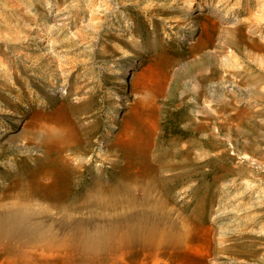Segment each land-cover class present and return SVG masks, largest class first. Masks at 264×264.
I'll use <instances>...</instances> for the list:
<instances>
[{
	"label": "rangeland",
	"instance_id": "374dc122",
	"mask_svg": "<svg viewBox=\"0 0 264 264\" xmlns=\"http://www.w3.org/2000/svg\"><path fill=\"white\" fill-rule=\"evenodd\" d=\"M27 182L65 192L66 205L128 187V210L68 221L52 205L29 240L5 227L9 246L264 264V0H0L1 203ZM173 222L186 233L180 255L148 258L150 226ZM132 224L143 239L123 236Z\"/></svg>",
	"mask_w": 264,
	"mask_h": 264
},
{
	"label": "bare ground",
	"instance_id": "6f19581e",
	"mask_svg": "<svg viewBox=\"0 0 264 264\" xmlns=\"http://www.w3.org/2000/svg\"><path fill=\"white\" fill-rule=\"evenodd\" d=\"M130 68L133 69L134 68V65L131 64ZM116 102H117V106H121L118 96H116ZM56 127H58V126H56ZM47 128H48V126H47ZM53 130H56L57 132H60L61 131V129H59V127L58 128H55L54 127ZM49 132H51V130H49ZM66 138H68V137H66ZM59 141H60V135H58V136L57 135H54V139L52 137H48L47 138V143L50 146L55 145ZM33 185H34V183L33 184H30L29 182H27L25 184L24 189H23V193L22 194L20 193L21 196L19 198V201L16 198L17 199V202L12 201L13 203L11 202L10 204H12V205H10V206H9V204L4 203V202L1 203V201H0V209H5V208H9L10 207V208H13L14 209L13 210L14 212L18 213L16 215L13 213L14 215H13L12 218L9 217V215H8V217H6L4 221H2V222L0 221V233H2V231L5 229V227H7V229L8 228H13V229H10L12 231L15 229V232L13 234L10 233V235H11L10 237H13V239L15 238V236L16 237H19L20 235H22L21 237H25L24 239H26V240H29L30 238H33V236L35 234H39V232L37 230L41 226H39V227L37 226V223H36L37 221L36 222H33V223H31V221L32 220L34 221V219L43 218V216L45 218L48 217L49 210L51 209L50 207L52 205L55 207V209L56 208H59L61 210L62 217L67 218L68 221H69V219H73V217H75V215L78 212L81 213V211L84 208H89V209H91V211L92 210L93 211H97L95 208H97V209H99V208L102 209L103 208V209L108 210L109 213L111 212L110 215L112 213H115V212H118L119 213V212L127 209V208L126 209H121V208H123V206H122L123 205V203H122L123 199L129 193L128 187L110 188L108 190L100 189L101 188L100 187L96 191L89 192L84 197L78 198V200H75L73 202V204L66 205L63 202V198H64V195H65V192L59 191V190H57V189H55L53 187H51V188H49V187H39L38 184H36V186L33 188ZM127 197H129V196H127ZM38 198L41 199L42 201L48 202L49 205L48 204H45L46 205L45 207L44 206L42 208L39 207V209L36 208V207H34L33 203ZM127 200H128V198H127ZM69 202H71V201H69ZM125 202L127 203V201H125ZM126 203L124 205H126ZM131 203H133V202H131ZM165 205H159L158 207H164V209H165L164 210V214H167L168 215V211H167L168 210L167 209L168 207H167V205L166 206ZM125 207H127V206H125ZM133 210L134 209L132 208V211ZM91 211H90V213H92ZM105 211H101V212H105ZM161 211H163V210H161ZM161 211H160V213L162 214L163 212H161ZM85 214H86V212H85ZM17 215H18V217H17ZM108 215L109 214H107V216ZM50 216L51 215H49V218H50ZM96 216H97V214H96ZM116 216H119V215H116ZM54 217L55 216H53V218ZM62 217H60V218H62ZM82 217H83V215H82ZM98 217H101L102 218L103 217V214H102V216L101 215L100 216L98 215ZM104 217H106V216H104ZM108 217L111 218V216H108ZM121 217H122V214H121ZM31 218H33V219H31ZM57 218L55 217L56 220H57ZM46 219H48V218H46ZM1 220H2V218H1ZM26 220H28V221H26ZM50 220H52V219H50ZM66 220H64L65 221L64 223L67 222ZM79 220L81 221V219H79ZM79 220L77 219L76 222L79 221ZM44 221H41L40 220V222H44ZM52 221H54V220H52ZM52 221L50 222V224L52 223ZM55 222H57V221H55ZM61 222H62V220H61ZM134 223H136V222H133V224ZM31 224H33V225H31ZM133 224L130 227H128V228L126 227L127 229L124 230V234H123L124 237H126V238H129L130 237L131 238L134 234L137 235V233L140 231V229H141L140 227L141 226L139 224H135V225H133ZM156 224H152L151 226L149 225L150 226L149 229L146 228V229H148V231H147L148 233L147 232L146 233L148 234L149 238L150 239H153V240H151L152 241V245H151L150 249H148L150 251V254H152V255L150 256V254L148 253L149 254L148 258L149 257H152V256L156 258V256H157L156 253H158V252H161V253L163 252L164 255L168 259H171L175 254L180 255V252H181L180 251V246H181V244L184 243L185 236H186V233L184 231H182V229H184V226H181L178 222H173L172 226H170V227L169 226H166V227H161L160 228L159 225H156ZM142 227H146V226L143 225ZM181 227H183V228L181 229ZM78 228H79V226H78ZM95 228L97 229V226H95ZM96 229H94V231ZM45 230H48V228L45 229ZM80 230L82 231L81 228H80ZM6 231L8 232V230H6ZM83 231H85V230H83ZM94 231L91 228L90 234L92 232H94ZM97 231H98V229H97ZM158 231L161 232V235H159L157 233ZM76 232H77V230H76ZM139 233H141V231ZM156 233L159 236H157ZM73 234H75V233L73 232ZM99 234H100V231H99ZM99 234H95V235H99ZM5 235H7V234H5ZM81 235L83 236V233ZM81 235H79V236H81ZM88 235H87V233L84 234L86 240H88L87 238L92 237V236H89L88 237ZM1 236H2V234H1ZM8 236H9V234H8ZM75 237L78 238L77 237V234L75 235ZM136 237L142 238L141 236H138V235ZM146 237H145V239H146ZM8 238L9 237H7V239ZM82 240H83V238H82ZM7 243H4L3 240H0V264H124V263H122V261L124 262L125 257L128 254H132V256L135 255L134 258L131 259V263L132 264H142V262H143V261H141V257L138 254H139V251H141L144 248H142L140 250L138 249L139 251L136 250L137 251L136 252L137 254H135V252L133 250L135 247L133 249H130L129 246H124V245L122 247L120 246L119 249H116V250H114L112 252H107V255L105 257H103V258H99L97 256H88V255H86V256H84V258L81 259V258H79L77 256V250L76 249H66L65 250L62 247L58 246V245L52 247V251H50L49 254H47V252L45 250H42L37 255L36 252H38V248L39 247L37 246V244L35 242L28 241L27 244H25V245L15 244V245H11V246H9L8 245L9 243L8 244ZM144 253L145 252L143 251V253H140V255L141 254H144ZM127 258H126L125 261L128 262ZM145 259H147V258L145 257ZM162 260H163V258H162ZM165 261L167 262V259ZM165 261H164V263H165ZM177 261H178V259H177ZM158 262H159V260H158ZM158 262H156V260H153V263L152 264H158ZM144 263H145V261H144ZM146 263H148V262H146Z\"/></svg>",
	"mask_w": 264,
	"mask_h": 264
}]
</instances>
